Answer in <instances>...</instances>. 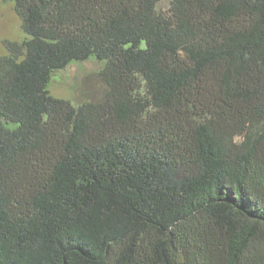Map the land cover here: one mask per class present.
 Here are the masks:
<instances>
[{
    "label": "trees",
    "instance_id": "1",
    "mask_svg": "<svg viewBox=\"0 0 264 264\" xmlns=\"http://www.w3.org/2000/svg\"><path fill=\"white\" fill-rule=\"evenodd\" d=\"M1 1L0 264H264V0Z\"/></svg>",
    "mask_w": 264,
    "mask_h": 264
},
{
    "label": "rangeland",
    "instance_id": "2",
    "mask_svg": "<svg viewBox=\"0 0 264 264\" xmlns=\"http://www.w3.org/2000/svg\"><path fill=\"white\" fill-rule=\"evenodd\" d=\"M170 0H161L159 7L166 10ZM27 37L22 21L11 1L0 2V54L7 53L5 41L21 42ZM104 63L90 57L82 61H74L64 68L53 72L50 81V92L56 97L70 100L78 104L83 100H98L104 92V85L99 72Z\"/></svg>",
    "mask_w": 264,
    "mask_h": 264
}]
</instances>
